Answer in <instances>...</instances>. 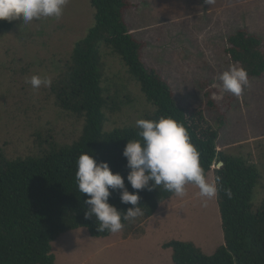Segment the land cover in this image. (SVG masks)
Segmentation results:
<instances>
[{"label":"rangeland","instance_id":"obj_1","mask_svg":"<svg viewBox=\"0 0 264 264\" xmlns=\"http://www.w3.org/2000/svg\"><path fill=\"white\" fill-rule=\"evenodd\" d=\"M129 1L134 7L125 20L146 43L144 63L169 83L178 105L199 111L200 125L215 129L219 150L259 170L251 201L255 210L264 200V77H251L237 97L222 91L218 75L232 65L224 53L230 35L245 30L264 41V0ZM93 25L89 0H68L59 18L28 23L20 18L0 30V154L6 159L42 155L51 144H70L80 135L83 120L58 107L51 86L33 89L26 80L39 75L53 82ZM100 51L103 84L112 96L118 94L113 100L121 107L107 113L103 130L135 125L153 107L121 59L103 44ZM205 92L220 108L217 113L225 114L224 125L207 110ZM206 178L214 180L212 170ZM185 189L129 236L119 231L95 238L83 227L63 233L52 242L55 264H171V249L162 245L172 239L193 241L212 254L224 242L216 196L201 197L191 183Z\"/></svg>","mask_w":264,"mask_h":264},{"label":"trees","instance_id":"obj_2","mask_svg":"<svg viewBox=\"0 0 264 264\" xmlns=\"http://www.w3.org/2000/svg\"><path fill=\"white\" fill-rule=\"evenodd\" d=\"M89 2L94 9V25L76 43L65 70L50 88L61 110L83 120L80 135L70 144H51L47 152L38 156L6 159L0 154V264H55L52 242L77 228L87 229L95 238L111 234L107 230L98 232L94 217L85 218L87 194L79 192L75 177L76 161L82 152H89L97 162H107L114 173L124 177L129 192L138 191L144 215L122 220L124 236L136 232L138 224L175 195L163 186L151 191L134 190L126 179L130 169L122 150L128 140L140 139L139 129L135 124L103 130L107 113L121 107L113 100L118 94L112 96L103 84L102 44L121 59L153 107L143 119L170 116L182 123L199 152L205 176L212 170L214 179L220 177L216 202L223 244L212 254H205L193 241L169 240L162 247L171 249V264H264V200L255 210L251 205L254 187L260 180L259 170L242 157L219 150L215 129L200 125L199 111L178 105L169 83L144 63L142 52L146 43L134 37L125 20L126 12L134 7L129 0ZM11 25L12 21L0 20V30ZM224 53L228 63L247 70L249 79L264 77V41L256 35L237 31L228 37ZM204 96L207 110L219 112L209 92ZM217 114L218 123L224 125L225 114ZM219 162L222 164L218 167ZM110 192L109 203L118 210L132 207L121 203L119 190Z\"/></svg>","mask_w":264,"mask_h":264},{"label":"clouds","instance_id":"obj_3","mask_svg":"<svg viewBox=\"0 0 264 264\" xmlns=\"http://www.w3.org/2000/svg\"><path fill=\"white\" fill-rule=\"evenodd\" d=\"M68 0H0V20L12 21L22 18L28 23L41 17L59 18ZM211 5L215 0H204ZM221 89L239 97L249 84L247 70L238 64L218 75ZM33 89L51 86V78L32 75L27 78ZM137 135L140 139L128 140L122 150L126 158L127 181L134 190L163 186L164 190L177 196L185 195V186L194 184L201 197L211 199L217 195L220 177L209 181L199 162V152L191 143L186 127L170 116L157 120L137 119ZM76 182L80 193L87 194L84 203L88 205L85 218L94 217L96 230L117 233L124 227L123 221H131L143 216L139 207L138 191L129 192L124 177L114 173L107 162H97L89 152H82L76 161ZM151 181V183H149ZM110 189L119 190L120 201L132 207L120 211L109 203ZM231 197V191L227 190Z\"/></svg>","mask_w":264,"mask_h":264},{"label":"water","instance_id":"obj_4","mask_svg":"<svg viewBox=\"0 0 264 264\" xmlns=\"http://www.w3.org/2000/svg\"><path fill=\"white\" fill-rule=\"evenodd\" d=\"M221 164H222V162H219L217 166L219 167V166H221Z\"/></svg>","mask_w":264,"mask_h":264}]
</instances>
